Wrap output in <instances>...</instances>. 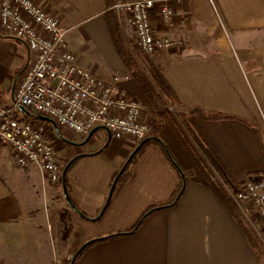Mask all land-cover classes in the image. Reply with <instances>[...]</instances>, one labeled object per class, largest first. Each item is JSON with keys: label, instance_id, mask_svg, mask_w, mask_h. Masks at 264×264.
Listing matches in <instances>:
<instances>
[{"label": "crops", "instance_id": "crops-1", "mask_svg": "<svg viewBox=\"0 0 264 264\" xmlns=\"http://www.w3.org/2000/svg\"><path fill=\"white\" fill-rule=\"evenodd\" d=\"M35 1L58 17L79 65L103 78L129 73L109 33L105 0ZM171 6L172 26L156 14L152 23L159 33L184 40V47L151 56L180 99L172 109L179 120L198 109L193 113L196 122L236 182L249 173H264V0H175ZM28 59L24 42L0 36L2 104H11ZM131 80L121 85L153 120L146 138L162 141L182 170L179 154L184 160L190 155L158 113L160 108L132 91ZM18 111L24 114H17L21 120L39 119L31 110ZM215 114L225 117L209 118ZM40 125L52 131L56 148L64 151L57 152L63 166L79 156L65 181L74 207L64 196L63 178L53 183L36 166H20L12 150L0 144L8 150L0 151V264H72L86 242L131 229L148 208L173 198L177 166L162 146L145 144L140 161L130 167L133 177L116 185L108 199L115 174L141 142L113 138L105 128L74 141L64 131L66 139L60 138L53 123ZM190 159L176 205L152 212L133 233L91 245L74 264H263L254 245L257 240L264 245L256 214L242 211L251 225V242Z\"/></svg>", "mask_w": 264, "mask_h": 264}, {"label": "built area", "instance_id": "built-area-1", "mask_svg": "<svg viewBox=\"0 0 264 264\" xmlns=\"http://www.w3.org/2000/svg\"><path fill=\"white\" fill-rule=\"evenodd\" d=\"M172 1L116 0L113 8L125 39L150 55L183 48L184 40L159 33L152 23L156 14L172 26ZM0 35L24 42L29 50L11 104L0 102V144L12 150L20 166H36L53 183L61 181L64 170L52 131L35 120H21V106L51 118L74 141L88 137L97 125L106 126L113 138L129 136L138 142L152 131L147 110L121 85L130 74L103 78L79 65L58 17L35 0H0ZM224 185L243 212L256 214L264 230V173Z\"/></svg>", "mask_w": 264, "mask_h": 264}, {"label": "trees", "instance_id": "trees-1", "mask_svg": "<svg viewBox=\"0 0 264 264\" xmlns=\"http://www.w3.org/2000/svg\"><path fill=\"white\" fill-rule=\"evenodd\" d=\"M115 1L116 0H105L104 16L112 41L124 65L128 69L132 78L139 85L140 89L146 96L149 103L152 106L160 108L161 117L165 120V122L173 130L180 142L185 147L186 151L194 161L196 167L204 176L206 185L213 189V191L216 193L222 203L226 206V208L230 211V213L236 219H238L242 226H244L246 233L250 235V241L254 242V239L251 237V229L249 228L251 227V225L247 221L242 210L230 196L227 188L224 185L225 183L229 182L236 183V180L233 178L230 170L220 157L215 146L212 144V142L209 140V138L206 136V134L202 131V129L196 122L193 113L198 109H193L192 114H190L188 118L184 120L178 119L175 110L172 109L180 104V99L178 95L176 94L171 84L168 82L163 70L156 64L150 54L138 51V53H136V56H134L130 49V46L128 45L121 33L117 14L115 9L113 8ZM31 114L34 115V112H31ZM222 117L225 116L219 114L209 116V118L211 119H219ZM185 122L187 124V130L184 127ZM188 125L190 130H188ZM148 141H155L159 143L167 152L168 156L171 158L174 164L178 167V169H181L178 163L172 157L166 145L162 141L155 137L150 138ZM144 145L145 143H143L139 148H137L128 159L124 168L120 172H117L115 174L111 187L112 190L109 194L108 199L111 198V195L115 190L116 185H119L122 182L133 177V173L130 167L132 166L136 155L141 151ZM262 148L264 150V144L262 145ZM78 157L79 156L74 157L72 161L68 163V168L64 177V181H67V172ZM184 183L185 182L181 180L174 192L173 198L170 201L148 208L144 212L142 217L139 219L138 223L131 229L107 236L98 237L86 242L74 256L72 264H74V261L78 259L79 256L91 245L99 241L108 240L120 235L133 233L152 212L161 208H167L176 205L184 190ZM71 202L73 203L72 199ZM254 245L264 264V255L261 251L260 243L258 242V240L257 243Z\"/></svg>", "mask_w": 264, "mask_h": 264}, {"label": "rangeland", "instance_id": "rangeland-1", "mask_svg": "<svg viewBox=\"0 0 264 264\" xmlns=\"http://www.w3.org/2000/svg\"><path fill=\"white\" fill-rule=\"evenodd\" d=\"M0 36H2V35H0ZM130 49H131V51H132V53L134 54V56H136V53H138V49L132 44V45H130ZM97 60V59H96ZM131 84H133V92L134 93H136V95H138V97L142 100V101H144V100H147L146 99V97L144 96V94L140 91V89H139V87L137 86V83H136V81L135 80H131ZM6 97L7 98H10V91L9 92H6ZM159 111H160V109L158 110V113H159ZM157 113V112H156ZM156 113L155 112H151V116H153V117H156ZM17 114H19V115H24L23 114V112H20V111H17ZM181 119V118H180ZM35 121H37L38 123H47V124H51V122H49V121H44V120H41V119H38V118H35L34 119ZM181 120H184V118H182ZM185 124H186V122H185ZM185 124H184V127H185V129L187 130V124H186V126H185ZM188 130H190V128H189V125H188ZM101 131H104L103 129H101ZM100 131V132H101ZM165 131H166V133L167 134H169V136H172V138H173V140L178 144V146H180V147H182L181 146V144L178 142V140L176 139V137H175V135L173 134V132L171 131V129L169 128V127H166L165 128ZM105 132V131H104ZM190 132V131H189ZM60 138H64V139H66L65 138V136L63 135V131L61 130L60 131V135H58ZM67 139H69V138H67ZM105 144L106 143H104L103 144V147L105 146ZM146 145L148 144H156V145H158L159 147H161V145L159 144V143H157V142H155V141H148V142H146L145 143ZM56 147V146H55ZM0 151H2V152H7L8 150H5V149H3L1 146H0ZM56 151L58 152V154H62L63 155V153H64V151L63 150H61V148H56ZM8 153V152H7ZM140 154H141V151L136 155V157H135V159H134V162L132 163V166L133 167H135L136 165H137V163L140 161ZM166 154V153H165ZM166 156H167V154H166ZM168 157V156H167ZM179 157L182 159V164L184 165V167L185 168H183L182 170L180 169H178V167H176V172H177V174H178V178H179V182H178V184H177V187H178V185H179V183L181 182V180H183L184 181V179H185V177L187 178L188 177V175H189V170H188V168H186V167H188V164H191L192 163V161H191V159H190V157L186 154V157H187V159H185L184 160V158L182 157V155H180L179 154ZM168 159H170V157H168ZM59 161H60V159H59ZM170 161L174 164V162L170 159ZM60 163H61V161H60ZM62 164V163H61ZM63 165V164H62ZM134 170V169H133ZM195 171L198 173V171L195 169ZM192 172L190 171V174H191ZM184 174V175H183ZM250 174H253V173H249V174H246V176H245V178L247 177V176H249ZM244 178V179H245ZM244 179H242L241 181H243ZM256 216V215H255ZM253 217V216H252ZM257 217V216H256ZM260 248H261V251H262V253H263V255H264V245H261L260 244Z\"/></svg>", "mask_w": 264, "mask_h": 264}, {"label": "water", "instance_id": "water-1", "mask_svg": "<svg viewBox=\"0 0 264 264\" xmlns=\"http://www.w3.org/2000/svg\"><path fill=\"white\" fill-rule=\"evenodd\" d=\"M19 109L22 110V111H25V112H29V110H28V108H27L26 106H21ZM38 117H39V119H41V120L49 121V122H51V123H53V124L55 125L54 120H52L51 118H49V117H47V116H42V115H41V116H38ZM55 128L58 129L56 126H55ZM98 128H105L106 130H108V132H110L109 129H108L106 126L99 125V126H97L96 128H93V129L91 130V132H90V134L88 135V137L91 136L92 133H93L96 129H98ZM110 134H111V133H110ZM149 139H150V138H145L144 140H142L141 143L139 144V146H138L137 148H139L143 143H146ZM67 168H68V165H66L65 168H64V170H63V181H64V177H65V174H66ZM184 182H185V180H184ZM111 190H112V189H111ZM63 191H64V196H65L67 202H68L71 206H73V204H72V202H71V199H70V196H69V193H68L67 188H66L65 181H64V183H63ZM110 193H111V191H110ZM73 207H74V206H73ZM79 250H80V249H79ZM79 250H78V251H79ZM72 263H73V260H72Z\"/></svg>", "mask_w": 264, "mask_h": 264}]
</instances>
